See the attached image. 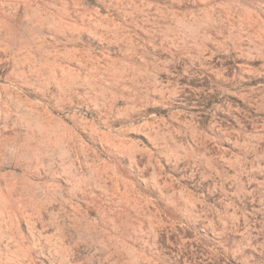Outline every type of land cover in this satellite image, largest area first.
I'll list each match as a JSON object with an SVG mask.
<instances>
[{"label":"rangeland","instance_id":"rangeland-1","mask_svg":"<svg viewBox=\"0 0 264 264\" xmlns=\"http://www.w3.org/2000/svg\"><path fill=\"white\" fill-rule=\"evenodd\" d=\"M0 264H264V0H0Z\"/></svg>","mask_w":264,"mask_h":264}]
</instances>
